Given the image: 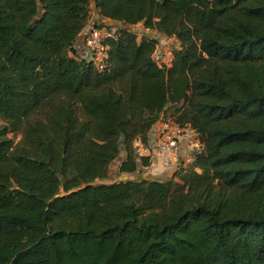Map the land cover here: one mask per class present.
<instances>
[{
  "label": "trees",
  "instance_id": "obj_1",
  "mask_svg": "<svg viewBox=\"0 0 264 264\" xmlns=\"http://www.w3.org/2000/svg\"><path fill=\"white\" fill-rule=\"evenodd\" d=\"M92 8L123 26L102 70L74 48ZM175 105L193 162L95 183L148 168ZM0 264H264V0H0Z\"/></svg>",
  "mask_w": 264,
  "mask_h": 264
},
{
  "label": "built area",
  "instance_id": "obj_2",
  "mask_svg": "<svg viewBox=\"0 0 264 264\" xmlns=\"http://www.w3.org/2000/svg\"><path fill=\"white\" fill-rule=\"evenodd\" d=\"M117 29L116 26L104 25L99 28L91 25L87 30L84 39L87 49L85 59L92 62L98 70L104 68L107 58L106 42L117 35ZM165 40L176 44L172 39L161 37L151 54L152 61L162 67H168L172 61L173 49L163 47ZM134 146L138 155L148 156L150 160L159 158L165 165L170 163L178 165L183 153L187 155L186 162L191 163L203 151V143L199 135L189 125L177 123L168 113L161 115L157 124L150 130L146 145L135 141Z\"/></svg>",
  "mask_w": 264,
  "mask_h": 264
},
{
  "label": "rangeland",
  "instance_id": "obj_3",
  "mask_svg": "<svg viewBox=\"0 0 264 264\" xmlns=\"http://www.w3.org/2000/svg\"><path fill=\"white\" fill-rule=\"evenodd\" d=\"M90 20H91V17H90ZM135 28H141L142 29V27L140 26V25H138V26H135ZM159 39L161 38V36H157ZM163 47H165L166 49H170V50H172L174 47H175V44L174 43H172L171 41H168V40H165V43H163ZM177 107H178V105H175V106H169L168 108H167V113H172L175 109H177ZM8 137L10 138V139H12L14 142H17L18 141V139H19V137L17 136V135H14V134H12V133H10L9 135H8ZM124 157V155L123 154H121L120 156H119V159H117L116 161H114L112 164H111V166H110V168H109V172H108V177L107 178H105V179H103V180H101V181H96L95 183H112V182H116V181H118L119 179H121L120 181H123V180H127V179H125V177H128V179H132L133 177H134V175H136V174H146V173H150V174H153V175H160L161 176V178L162 177H164L161 173L163 172L160 168H158L157 167V161H159V160H157V159H155V160H151L153 163H151L150 164V166L148 167V168H145V169H141V170H139L138 172H136L135 174H127V175H125V174H120L119 172H118V170H117V168H118V165H119V161L122 159ZM155 162V163H154ZM156 164V165H155ZM155 166L157 167V169L155 168ZM164 166H165V164H164ZM170 166V165H169ZM172 167V169L171 170H169L171 173L172 172H174V170L176 171L178 168H179V166H177V167H173V166H171ZM162 168V167H161ZM168 171V172H169ZM161 172V173H160ZM167 173V172H166ZM165 173V174H166Z\"/></svg>",
  "mask_w": 264,
  "mask_h": 264
},
{
  "label": "crops",
  "instance_id": "obj_4",
  "mask_svg": "<svg viewBox=\"0 0 264 264\" xmlns=\"http://www.w3.org/2000/svg\"><path fill=\"white\" fill-rule=\"evenodd\" d=\"M91 20L89 21L88 25L82 30V32L79 34L78 38L76 39L75 43H74V48H75V54L77 55V57L79 58H85L87 56V49L85 47V43H84V39H85V35L87 33L88 28L93 24V22L97 21V17L95 16V11L91 10ZM185 150V148H184ZM187 155L185 153H183L181 155V162L178 163V165H174L172 163L165 165L162 163L161 159L157 158V167L160 168L163 172L161 173L164 177H162V180H167L169 178H171L173 172L171 173L169 170L172 169L171 166L173 167H177L180 165L183 166H187L188 164H190V162H186L185 157ZM153 163V162H152ZM155 163V162H154ZM155 164V165H156ZM170 165V166H169ZM157 167L155 166V168L157 169ZM162 167V168H161ZM169 171V172H168ZM175 171V170H174ZM167 172V173H166ZM166 173V174H165Z\"/></svg>",
  "mask_w": 264,
  "mask_h": 264
},
{
  "label": "water",
  "instance_id": "obj_5",
  "mask_svg": "<svg viewBox=\"0 0 264 264\" xmlns=\"http://www.w3.org/2000/svg\"><path fill=\"white\" fill-rule=\"evenodd\" d=\"M98 19V18H97ZM101 22V20H100ZM102 23L106 26H116L118 28H123V26H121L120 24H116V23H109V22H105V21H102ZM128 29L130 30H133L135 32H138V33H145V31L141 28H131V27H127ZM148 35H151V36H158V35H155V34H151L149 32H146ZM134 180H141V179H161V176L160 175H153V174H150V173H146V174H136L134 175ZM125 179H128V177H125ZM121 179H119L118 181H120ZM117 182V181H116Z\"/></svg>",
  "mask_w": 264,
  "mask_h": 264
}]
</instances>
